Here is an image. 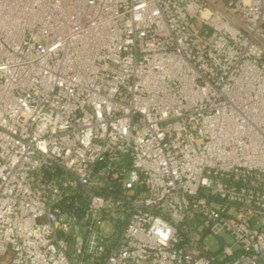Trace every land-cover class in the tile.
I'll return each instance as SVG.
<instances>
[{
    "label": "built area",
    "instance_id": "obj_1",
    "mask_svg": "<svg viewBox=\"0 0 264 264\" xmlns=\"http://www.w3.org/2000/svg\"><path fill=\"white\" fill-rule=\"evenodd\" d=\"M0 264H264V0H0Z\"/></svg>",
    "mask_w": 264,
    "mask_h": 264
},
{
    "label": "rangeland",
    "instance_id": "obj_2",
    "mask_svg": "<svg viewBox=\"0 0 264 264\" xmlns=\"http://www.w3.org/2000/svg\"><path fill=\"white\" fill-rule=\"evenodd\" d=\"M204 34L207 33V35H209L211 33V30L209 28H204L203 30ZM223 236V239L226 243H231L233 241V238L227 234V233H224L222 234ZM207 243L212 247V248H216L218 245H219V239L218 237L214 236V235H210L208 238H207Z\"/></svg>",
    "mask_w": 264,
    "mask_h": 264
},
{
    "label": "water",
    "instance_id": "obj_3",
    "mask_svg": "<svg viewBox=\"0 0 264 264\" xmlns=\"http://www.w3.org/2000/svg\"><path fill=\"white\" fill-rule=\"evenodd\" d=\"M104 165V163L102 164V166ZM98 168H100V167H98Z\"/></svg>",
    "mask_w": 264,
    "mask_h": 264
}]
</instances>
